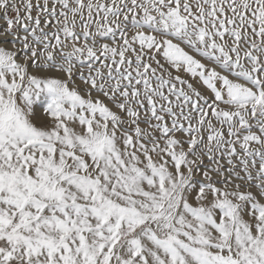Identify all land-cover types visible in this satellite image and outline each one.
I'll return each instance as SVG.
<instances>
[{"label": "snow or ice", "instance_id": "1", "mask_svg": "<svg viewBox=\"0 0 264 264\" xmlns=\"http://www.w3.org/2000/svg\"><path fill=\"white\" fill-rule=\"evenodd\" d=\"M0 264H264V0H0Z\"/></svg>", "mask_w": 264, "mask_h": 264}]
</instances>
